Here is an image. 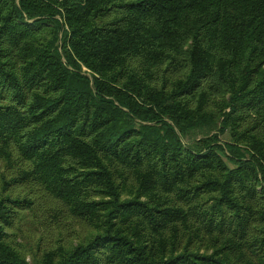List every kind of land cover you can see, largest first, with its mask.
I'll return each instance as SVG.
<instances>
[{"label":"trees","instance_id":"obj_1","mask_svg":"<svg viewBox=\"0 0 264 264\" xmlns=\"http://www.w3.org/2000/svg\"><path fill=\"white\" fill-rule=\"evenodd\" d=\"M0 264H264V0H0Z\"/></svg>","mask_w":264,"mask_h":264},{"label":"rangeland","instance_id":"obj_2","mask_svg":"<svg viewBox=\"0 0 264 264\" xmlns=\"http://www.w3.org/2000/svg\"><path fill=\"white\" fill-rule=\"evenodd\" d=\"M29 191H31L32 193V192H41L42 190L38 187H32V189L31 190L29 189ZM21 217L23 218L16 223V226H15L16 228H14L15 233L18 234V236L23 235L28 241L27 243H25V242H22L18 238H16V241L21 242L22 244H25V246L28 248L32 246L35 247L34 242L42 234L46 235L45 245L47 246V244H50L49 246H54L56 245L55 242H57L55 241V239L60 238L59 237L60 235L65 236L68 233L66 228L62 227L61 218L57 220L56 218L48 217L47 215H45L43 212L39 210L23 212L21 214ZM68 224H72V223L68 222L65 225V227ZM74 227H75V230L80 229L76 226ZM9 232L13 233L12 230H10ZM24 237H23V240L25 241Z\"/></svg>","mask_w":264,"mask_h":264}]
</instances>
